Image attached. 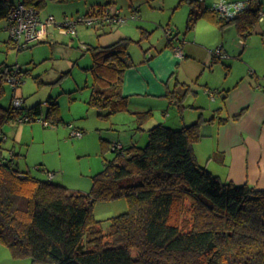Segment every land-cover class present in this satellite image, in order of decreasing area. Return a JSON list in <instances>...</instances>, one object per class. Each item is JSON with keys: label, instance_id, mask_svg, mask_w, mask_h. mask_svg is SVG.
<instances>
[{"label": "trees", "instance_id": "obj_1", "mask_svg": "<svg viewBox=\"0 0 264 264\" xmlns=\"http://www.w3.org/2000/svg\"><path fill=\"white\" fill-rule=\"evenodd\" d=\"M18 2L0 0V20ZM21 2L39 13L46 5L45 0ZM183 2L190 6L188 31L206 18L220 26L235 24L245 36L264 11L263 0H250L249 7L226 18L205 0ZM107 7L84 16L99 15ZM130 40L88 47L94 75L89 103L109 109L106 115L128 105L123 83L135 65ZM16 68L0 64V242L14 257L53 264H264V188L223 180L199 162L193 146L202 137L201 120L179 128L158 123L149 129L146 145H116L89 192L73 191L15 165L14 156L3 154L5 123L20 114L44 113L42 102L20 110L1 103ZM18 70L23 78L14 90L27 72L21 66ZM187 91L174 96L177 103ZM47 103L45 119L53 125L65 122L60 104L52 98ZM118 197L127 198L129 209L112 216L106 231L94 206Z\"/></svg>", "mask_w": 264, "mask_h": 264}, {"label": "rangeland", "instance_id": "obj_2", "mask_svg": "<svg viewBox=\"0 0 264 264\" xmlns=\"http://www.w3.org/2000/svg\"><path fill=\"white\" fill-rule=\"evenodd\" d=\"M45 1L46 5L40 11L41 19L45 20L53 15L57 23L50 25L39 40L29 43L23 49L10 41V33L5 28L7 19L0 20V64L6 62L27 70L16 91L13 84H6V94L1 103L8 107L13 98L18 96L24 99V106L42 102L44 108L43 115L34 121L15 120L5 123L6 155L9 156V151L14 149L15 165H19L21 169L30 170L43 179H49V171L53 172L56 183L73 191L89 192L96 174L105 167V159L114 157L116 143L129 145L135 139L139 145H146L149 140L148 129L160 121L170 126L180 124L181 110L178 104L173 106L164 103L162 97L148 95L145 90H134L130 94L126 92L130 95L128 105L111 115H106L109 109L91 105L89 99L94 75L89 67L93 63V55L88 46L112 43L118 28L125 37L131 39L129 52L135 65L130 69L146 74V69L150 68L149 63L157 62L158 57L151 59V55L167 49L174 52L173 46L167 44V28L173 30V35L178 34L173 40L184 51L188 42L194 40V31H188L186 27L190 7L186 2L179 3L180 0ZM107 5L112 11L120 9L121 16L127 18V21L106 30L98 27L100 24L91 26L78 21L87 12ZM135 12L138 18H133ZM67 18L77 21V35L62 31L61 24ZM197 29L200 41L206 39L214 42L209 47V53L222 45L217 42L219 36H222L221 30L214 23L202 19ZM181 59L183 58H179ZM215 61H212L213 66L216 65L214 69L211 71L209 67L200 76L202 82L208 77V81L213 83L226 81L230 77V71ZM171 77L175 80V72ZM210 93V96H217L215 91L211 90ZM50 97H58L60 112L66 122L50 126L44 124L45 112L49 106L47 100ZM147 112V116L141 119L140 114ZM73 128L83 130L84 135H72ZM107 145L109 148H106ZM128 209L127 198L118 197L98 201L94 206V213L98 219H102L103 228L107 231L112 222L111 217ZM0 264L53 263L35 262L30 256L16 258L9 247L0 242Z\"/></svg>", "mask_w": 264, "mask_h": 264}, {"label": "crops", "instance_id": "obj_3", "mask_svg": "<svg viewBox=\"0 0 264 264\" xmlns=\"http://www.w3.org/2000/svg\"><path fill=\"white\" fill-rule=\"evenodd\" d=\"M216 1L218 0H205V4L212 5ZM107 8L112 10L111 7ZM202 19L214 23L221 30L222 36L218 32L220 36L217 42H221L225 56L217 58L215 63L220 62L230 71V77L226 81L213 83L208 81L210 77L204 82L201 81L200 76L207 68L210 67L212 71L216 66L212 64L214 58L211 51L209 53V47L214 42L206 39H202V42L198 38L197 27ZM116 24L118 23L110 25L103 22L98 27L106 30L114 28ZM118 30L117 28L112 43L125 37ZM192 31V38L196 41L188 42L183 59L179 60L173 50L167 49L151 55V59L158 57L157 62L149 63L150 68L146 69L147 73L144 72L146 74L127 69L123 94L129 98L131 91L145 90L148 95L162 97L164 103L173 106L178 104L181 110L180 124L172 127L179 128L202 121V137L193 146L202 165L223 180L264 188V15L251 33L245 36L239 33L235 24L220 26L206 18L199 19ZM167 44L173 46L169 39ZM174 72L175 80L170 78ZM211 90L217 96H210ZM185 91V99L182 103H177L174 96ZM50 98L59 103L58 97ZM168 115L170 117L169 112ZM62 118L64 119L63 116ZM3 131L6 134L4 128ZM5 141L3 154L7 156ZM133 143L138 144V140L132 139L129 145ZM9 152V156L16 154L14 149Z\"/></svg>", "mask_w": 264, "mask_h": 264}, {"label": "built area", "instance_id": "obj_4", "mask_svg": "<svg viewBox=\"0 0 264 264\" xmlns=\"http://www.w3.org/2000/svg\"><path fill=\"white\" fill-rule=\"evenodd\" d=\"M250 6V0H218L214 3L215 9L219 12V14L226 18H234L241 11ZM264 11L261 12V18H263ZM138 14L134 13L133 18H137ZM78 21H84L87 25H98L103 22H107V24L114 23H122L127 21V18L121 16V10L116 9L112 11L109 8L104 9L99 15L92 16H82L79 17ZM56 24V18L53 15H50L45 20H42L40 17V13L38 10L33 7L26 6L23 2L16 3L11 9L10 13L7 17V25L5 26L6 30L10 33V38L15 42L20 49L25 48L29 43L39 40L43 34L46 33V29L49 28L50 25ZM61 29L65 33H71L73 35L78 34L77 30V21H70L68 18L61 24ZM169 38H177L178 36L173 35V30L171 28H167L166 30ZM175 37V38H174ZM173 49L179 58L185 57V51L183 47L179 44H175L173 40ZM212 54L214 59L224 57L225 52L223 51V46H218L215 49H212ZM18 65L14 74L9 77V82L14 86L19 84L23 78V72L18 70ZM215 96L214 94L212 95ZM12 105L16 110H20L22 106H24V99L21 97L15 96L12 101ZM38 119L39 117H35L28 113L20 114L17 116V121L19 122H27L34 121L33 119ZM46 126L53 125L46 119L43 120ZM72 135L76 137H82L84 135V131L78 128H73ZM1 136V131H0ZM121 147L122 145L116 143L114 148ZM1 158V155H0ZM55 173L49 172V178L53 179L55 177Z\"/></svg>", "mask_w": 264, "mask_h": 264}]
</instances>
